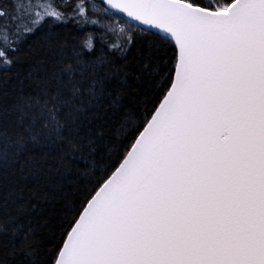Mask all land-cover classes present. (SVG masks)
<instances>
[{
	"label": "snow or ice",
	"instance_id": "snow-or-ice-1",
	"mask_svg": "<svg viewBox=\"0 0 264 264\" xmlns=\"http://www.w3.org/2000/svg\"><path fill=\"white\" fill-rule=\"evenodd\" d=\"M107 5L174 41V79L70 224L56 264H264V0ZM16 9L13 31L0 23L3 64L49 20L97 23L87 0H19ZM48 112L55 123V107Z\"/></svg>",
	"mask_w": 264,
	"mask_h": 264
},
{
	"label": "trees",
	"instance_id": "trees-1",
	"mask_svg": "<svg viewBox=\"0 0 264 264\" xmlns=\"http://www.w3.org/2000/svg\"><path fill=\"white\" fill-rule=\"evenodd\" d=\"M17 2L0 0L9 19ZM87 2L96 24L49 20L0 63V264L55 263L70 224L172 83L173 43Z\"/></svg>",
	"mask_w": 264,
	"mask_h": 264
},
{
	"label": "water",
	"instance_id": "water-1",
	"mask_svg": "<svg viewBox=\"0 0 264 264\" xmlns=\"http://www.w3.org/2000/svg\"><path fill=\"white\" fill-rule=\"evenodd\" d=\"M97 1L101 2V3L104 5V7H105L106 9H109V11L114 12V13H117V14H120V15H122L123 17H125L127 20H129L130 22H133V23H135V24H137V25H139V26L145 28L146 30L151 31V32H154L155 34H157V35L160 36V34H158V30H156V29H152V28H150V27L147 26V25H143V24L140 23L139 21H134L132 18L128 17V16H127L126 14H124V13H119L117 10H112V9H110L109 6L107 5V0H97ZM160 37H161V36H160ZM170 42L174 44V41H170ZM174 46H175V44H174ZM175 47H176V46H175ZM176 50H177V48H176ZM173 79H174V73H173ZM173 79H172V82H173ZM170 86H171V85H170ZM169 88H170V87H169ZM169 88H168V90H169ZM166 92H167V91H166ZM165 94H166V93H165ZM164 96H165V95H164ZM164 96H163V98H164ZM163 98L161 99V101L159 102V104L162 102ZM159 104L157 105V107L155 108V110L158 109ZM155 110H154V111H155ZM154 111L152 112V114L154 113ZM152 114H151V115H152ZM150 118H151V116L149 117L148 120H150ZM142 130H143V128L141 129V131H142ZM141 131H140V132H141ZM140 132H139V134H140ZM139 134H138V135H139ZM138 135H137V137H138ZM137 137H136V138H137ZM123 158H124V157H123ZM121 162H122V160L120 161V163H121ZM120 163H119L118 166L114 169V171L110 174V176H111V175L115 172V170L119 167ZM110 176H109L108 178H110ZM108 178H107V179H108ZM107 179H106V180H107ZM106 180H105V181H106ZM105 181H104V182H105ZM104 182H103V183H104ZM103 183H102V184H103ZM102 184H101L100 186H102ZM97 190H98V189H97ZM97 190H96V191H97ZM96 191H95V192H96ZM93 195H94V194H93ZM93 195H92V196H93ZM92 196H91V197H92ZM90 199H91V198H90ZM90 199H89V200H90ZM89 200H88V201H89ZM88 201H87V202H88ZM85 206H86V204H85ZM85 206H84V207H85ZM84 207H83V208H84ZM82 210H83V209H82ZM82 210H81V212H82ZM81 212H80V213H81ZM77 218H78V217H77ZM69 231H70V230H69ZM65 240H66V237H65L64 241H65ZM64 241H63V243H64ZM63 243H62V245H61L60 250L62 249ZM60 250H59V251H60ZM58 254H59V252H58ZM57 259H58V255H57V257H56V260H55V263H54V264H56Z\"/></svg>",
	"mask_w": 264,
	"mask_h": 264
},
{
	"label": "flooded vegetation",
	"instance_id": "flooded-vegetation-1",
	"mask_svg": "<svg viewBox=\"0 0 264 264\" xmlns=\"http://www.w3.org/2000/svg\"><path fill=\"white\" fill-rule=\"evenodd\" d=\"M0 23L7 24L9 26V31H13L15 28L14 23H12L11 19H9L7 16H5L3 19H0ZM25 44H26V40L23 41L20 40V42L18 43V45H25Z\"/></svg>",
	"mask_w": 264,
	"mask_h": 264
}]
</instances>
